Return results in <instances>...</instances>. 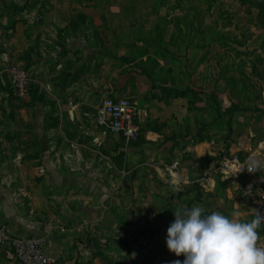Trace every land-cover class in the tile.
Returning a JSON list of instances; mask_svg holds the SVG:
<instances>
[{"label": "crops", "instance_id": "0c3cea01", "mask_svg": "<svg viewBox=\"0 0 264 264\" xmlns=\"http://www.w3.org/2000/svg\"><path fill=\"white\" fill-rule=\"evenodd\" d=\"M234 1L252 33L235 42L242 51L239 62L261 96L232 99L219 113L210 97H202L195 110V141L180 133L181 125L194 124L182 121L184 103L160 93L174 87L172 80L158 77L166 58L158 57L157 41L139 35L141 9L168 17L177 14L178 5L28 0L29 6L16 9V49L3 51L0 67L9 58L26 67L32 80L28 97L11 98L9 89L10 104L0 105V225L11 237L42 236L46 252L69 264L95 227H110L114 238L121 237L134 215L153 216V192L168 197V185L182 190L169 180L168 162L181 163L190 154L200 173L226 152L264 160V0ZM104 96L134 103L137 139L126 142L95 123ZM219 130L225 134L220 141L215 139ZM118 153L124 154L121 166ZM210 191L207 214L238 211L241 220L252 219L249 201L232 182L216 178ZM165 205L157 214L167 212ZM260 234L264 237L262 229ZM0 264L17 263L0 249Z\"/></svg>", "mask_w": 264, "mask_h": 264}, {"label": "rangeland", "instance_id": "374dc122", "mask_svg": "<svg viewBox=\"0 0 264 264\" xmlns=\"http://www.w3.org/2000/svg\"><path fill=\"white\" fill-rule=\"evenodd\" d=\"M151 1L145 0L143 5L151 6ZM163 1H166V5H178L177 14L160 17L156 14L159 13L157 9L150 10L151 15L147 14L148 12L143 13L141 9L138 24L144 28L139 35L157 41L158 57L166 58V66L159 69L158 77L162 81L172 80L174 87L167 86L170 87L165 90L167 92L161 88L160 93L166 97H178L176 99L178 104L184 103L182 121H194V124L181 125L180 133L185 132L186 136L189 133V139L193 138L195 141V116L198 115L195 110L198 103L202 102V97H210L219 113L221 106L231 103L232 99H240L242 96L246 99H255L261 96L255 89V79L247 76L244 65L239 62L242 51L235 46V42L239 43L240 39L251 37L252 33L245 29L246 23L243 22L245 17L241 18L239 1L232 0L231 3L230 0ZM25 5L29 6L28 0H0V55L6 48L15 51V42L12 41L15 33L13 26L19 17L15 12ZM12 54V57H16L15 52ZM153 64L157 63L154 61ZM153 86L155 87L154 83ZM8 91L4 67H0V105L1 102L10 104V100L6 98ZM226 124L229 126V121H226ZM217 133L219 135L215 139L218 141L224 139L223 130ZM188 144L185 143V146ZM117 155L121 166L124 154ZM181 168L189 175H193L198 166L196 163L195 167V160L188 154L183 156ZM107 175L111 179L115 177H112L111 172ZM168 186L170 189L167 191L168 197L153 192L150 200L156 206V209L152 210L153 216L143 218L142 214L134 215L135 219L128 223L129 229L127 228L125 234L118 238L111 234L110 227L104 229L95 227L88 232L85 249L82 253L78 252L69 264H172L175 260L182 262L183 255L175 256L166 246L167 229L175 219L174 209L181 206L190 208L193 203L205 208V201L209 198L207 194L212 191L200 187L188 188L184 185L180 186L182 189L180 191L172 185ZM138 192L145 193V190L139 189ZM187 194H189L187 199L181 197ZM165 203L167 212L157 214V207ZM14 262L17 263L15 260Z\"/></svg>", "mask_w": 264, "mask_h": 264}, {"label": "built area", "instance_id": "2783aa9c", "mask_svg": "<svg viewBox=\"0 0 264 264\" xmlns=\"http://www.w3.org/2000/svg\"><path fill=\"white\" fill-rule=\"evenodd\" d=\"M5 62L4 74L10 89L8 96L17 100L25 99L29 95L32 80L29 70L8 59ZM94 120L105 132L120 135L126 142L139 136L140 128L135 121L134 103L129 98L103 97L95 108ZM249 158V155L226 152L208 168L193 175L182 172L179 161L172 160L166 171L169 180L175 185L211 190L215 186L216 178L232 182L238 193L249 201L253 218L255 210L264 214V167L254 173L248 172ZM259 161L264 165V160ZM238 170L244 171L232 176ZM261 229L264 231V227ZM44 244L45 238L42 236L13 238L6 226L0 225V249L9 251L17 264H60L56 256L46 252Z\"/></svg>", "mask_w": 264, "mask_h": 264}, {"label": "clouds", "instance_id": "9594fccd", "mask_svg": "<svg viewBox=\"0 0 264 264\" xmlns=\"http://www.w3.org/2000/svg\"><path fill=\"white\" fill-rule=\"evenodd\" d=\"M261 167L259 160L249 158L248 172ZM174 217L167 229L166 246L184 260L172 264H264V237L260 234L264 214L260 211L255 210L253 218L245 221L238 211L205 214V208L196 204L174 209Z\"/></svg>", "mask_w": 264, "mask_h": 264}, {"label": "water", "instance_id": "95a60500", "mask_svg": "<svg viewBox=\"0 0 264 264\" xmlns=\"http://www.w3.org/2000/svg\"><path fill=\"white\" fill-rule=\"evenodd\" d=\"M16 102H19V101H16Z\"/></svg>", "mask_w": 264, "mask_h": 264}]
</instances>
